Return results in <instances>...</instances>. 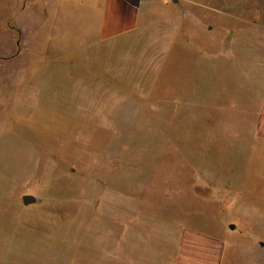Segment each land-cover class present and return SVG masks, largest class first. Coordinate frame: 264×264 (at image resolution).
I'll return each mask as SVG.
<instances>
[{
	"label": "rangeland",
	"instance_id": "rangeland-1",
	"mask_svg": "<svg viewBox=\"0 0 264 264\" xmlns=\"http://www.w3.org/2000/svg\"><path fill=\"white\" fill-rule=\"evenodd\" d=\"M160 14L85 43L71 9L58 28L26 27L36 21L21 19V0H0L1 250L64 254L135 212L157 233L220 239L227 264L261 263L264 0H188ZM25 193L40 202L25 207Z\"/></svg>",
	"mask_w": 264,
	"mask_h": 264
},
{
	"label": "crops",
	"instance_id": "crops-1",
	"mask_svg": "<svg viewBox=\"0 0 264 264\" xmlns=\"http://www.w3.org/2000/svg\"><path fill=\"white\" fill-rule=\"evenodd\" d=\"M184 1L188 0H52V5L45 8L48 7L45 0H21V19H35L36 24L26 27H50L53 22L58 28L71 9V26L81 29L78 37L85 43L93 38L101 43L147 27L162 16L163 9ZM46 20L49 24L45 26ZM260 44L261 83L256 122L264 157V37ZM136 215L117 212L115 219L101 223L98 236L85 233L89 241L82 248H62L64 254L46 250L50 254L38 253L28 261L24 256L17 255L18 258L10 254L12 251L0 249V264H227L226 245L220 239L187 228L173 234L162 230L157 233L155 221L147 219L141 224L134 218ZM7 254L11 260H5ZM260 262L264 264V258Z\"/></svg>",
	"mask_w": 264,
	"mask_h": 264
},
{
	"label": "water",
	"instance_id": "water-1",
	"mask_svg": "<svg viewBox=\"0 0 264 264\" xmlns=\"http://www.w3.org/2000/svg\"><path fill=\"white\" fill-rule=\"evenodd\" d=\"M21 201L25 207H28L38 204L40 202V198L35 194L25 193L21 196ZM231 228H233V225Z\"/></svg>",
	"mask_w": 264,
	"mask_h": 264
}]
</instances>
